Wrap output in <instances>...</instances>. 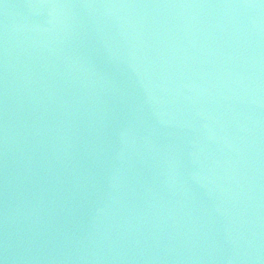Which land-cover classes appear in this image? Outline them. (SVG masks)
Returning <instances> with one entry per match:
<instances>
[{"label": "water", "instance_id": "water-1", "mask_svg": "<svg viewBox=\"0 0 264 264\" xmlns=\"http://www.w3.org/2000/svg\"><path fill=\"white\" fill-rule=\"evenodd\" d=\"M0 264H264V0H0Z\"/></svg>", "mask_w": 264, "mask_h": 264}]
</instances>
